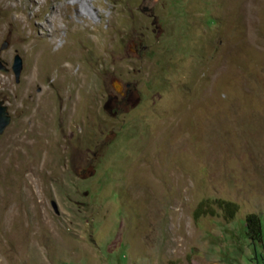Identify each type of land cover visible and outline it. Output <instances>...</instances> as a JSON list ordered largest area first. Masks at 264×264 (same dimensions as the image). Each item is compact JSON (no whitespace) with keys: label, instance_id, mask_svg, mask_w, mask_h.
<instances>
[{"label":"rangeland","instance_id":"374dc122","mask_svg":"<svg viewBox=\"0 0 264 264\" xmlns=\"http://www.w3.org/2000/svg\"><path fill=\"white\" fill-rule=\"evenodd\" d=\"M71 1L0 0V264H264V0Z\"/></svg>","mask_w":264,"mask_h":264},{"label":"bare ground","instance_id":"6f19581e","mask_svg":"<svg viewBox=\"0 0 264 264\" xmlns=\"http://www.w3.org/2000/svg\"><path fill=\"white\" fill-rule=\"evenodd\" d=\"M79 1L80 0H72L71 4L77 5L79 3ZM5 2H6L5 6L8 7L10 5H15V3L18 2V0H5ZM64 9H66V8H64ZM79 13H81L80 10H79ZM52 19H54V17ZM11 21H12V23L15 24V26H17L20 29L21 33L26 32L28 17L23 16V17H19V18H14V20L12 19ZM51 22H52V20H51ZM67 22H71V20L68 19ZM2 25H3V23L0 24V31L2 29ZM41 27L43 28L44 26H41ZM53 42L54 41L52 40V37L48 36V38H46L44 40V42H42L40 44H36L35 41H33L32 39L31 40L28 39V41L24 45L25 49L27 50V52L30 56L29 58H30L31 65H30L29 72L27 73L28 75L26 74L27 83L22 88V93L23 92L25 93L26 91H28L29 88L31 86H33L34 83H36L40 79V77L43 74L40 64H42L43 62H46L49 65V67L51 66L52 63H56V62L60 63L61 64L60 68L63 70L64 75L66 77L72 78V72H71L72 71V59L71 58H64V57H60V56L58 57L56 55L57 52L54 53V51L51 50ZM62 45H63V43H61L60 47L57 49L58 51L62 47ZM53 54H54V58H53ZM64 61H67V63H64Z\"/></svg>","mask_w":264,"mask_h":264},{"label":"trees","instance_id":"16d2710c","mask_svg":"<svg viewBox=\"0 0 264 264\" xmlns=\"http://www.w3.org/2000/svg\"><path fill=\"white\" fill-rule=\"evenodd\" d=\"M215 202H217L219 206H224V212L227 215H231L235 209V205L233 203L222 200H216ZM196 213H198V211H196ZM245 227L248 230L246 236L251 235V237H249L248 243L253 245L255 240L259 238L262 231V222L256 214L250 213L245 217Z\"/></svg>","mask_w":264,"mask_h":264},{"label":"water","instance_id":"95a60500","mask_svg":"<svg viewBox=\"0 0 264 264\" xmlns=\"http://www.w3.org/2000/svg\"><path fill=\"white\" fill-rule=\"evenodd\" d=\"M6 44V43H5ZM11 70L13 71L16 79H18L20 70H21V59L19 56L14 57L13 64L11 66ZM0 71L7 72L8 68L0 61ZM10 121V116L6 110V106L0 102V133L4 130V128L8 125ZM53 208L56 210V205L52 202Z\"/></svg>","mask_w":264,"mask_h":264}]
</instances>
